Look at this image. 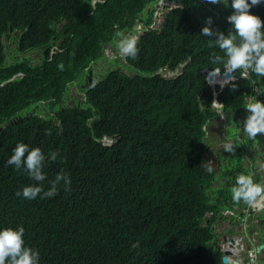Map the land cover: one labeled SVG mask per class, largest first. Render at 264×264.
<instances>
[{
  "label": "trees",
  "instance_id": "16d2710c",
  "mask_svg": "<svg viewBox=\"0 0 264 264\" xmlns=\"http://www.w3.org/2000/svg\"><path fill=\"white\" fill-rule=\"evenodd\" d=\"M101 1L0 0V83L23 73L0 89V226H23L40 264H223L210 227L228 219L221 214L226 206L217 209L231 192L225 184L213 195L204 126L218 114L215 93L224 110L238 115L254 89L264 90L255 74L244 78L237 70L221 89L204 72H225L214 60L223 56L215 38L200 30L211 17L213 29L227 33L231 0L228 6L176 0L180 7L167 11L159 28L151 27L159 0ZM249 11L264 20V4ZM140 21L137 55L124 56L126 62L108 57L105 45L117 33H137ZM6 48L21 54L42 48V60L7 63ZM180 68V75L166 76ZM95 69L103 76L87 98L107 115L92 125L91 108L58 105L71 83H83ZM146 89L154 90L151 101ZM51 96L57 101H42ZM114 134V146L103 145V136ZM17 142L57 151L61 158L44 170L48 179L67 172L70 186L51 198L17 196L36 183L6 163ZM241 161L235 157L234 165Z\"/></svg>",
  "mask_w": 264,
  "mask_h": 264
},
{
  "label": "clouds",
  "instance_id": "9594fccd",
  "mask_svg": "<svg viewBox=\"0 0 264 264\" xmlns=\"http://www.w3.org/2000/svg\"><path fill=\"white\" fill-rule=\"evenodd\" d=\"M98 2L102 1L93 0V5H96V3ZM208 2L213 5L228 6V0H208ZM259 4H264V0H231V8L233 9V11L225 17L226 21L230 24V29L227 31V33L220 30H214L212 27L211 17H208L206 19L204 26L200 30L201 36L214 37L215 39L211 40L213 41L214 45L223 53V56L216 55L214 57V60L223 62L225 72H221V74L224 75L223 78L227 81L231 82L235 80L233 73H236L237 70H239V76L244 78L249 77L251 74H255L261 78H264V20L249 11L253 6ZM178 7H180V5L176 3V0H159L158 3L153 7V9H156L154 12L153 25L156 23L160 12H167L171 10V8ZM164 14L161 17L160 26L164 22ZM153 25H151L152 28L160 27H154ZM135 28L138 30V32L135 34L127 31H124L120 34L117 33V37L115 39L114 44L105 45V53L107 50L111 49L114 53L111 58L121 56L123 58V61L125 62V57H135L138 53V39L141 35H143L144 26L140 21V23L136 24ZM10 32H13L12 27L10 28ZM135 36H137V38ZM118 49L120 51L117 54ZM5 51L7 54V60V52H16L15 50H8L7 48L5 49ZM41 51L42 48H39L37 50H31L24 54L16 52L15 54H21L23 56L22 58H17L16 61H23L25 57H29L32 59L31 65H35L33 64V62L38 63L42 60ZM54 51L55 49L52 51V54L54 53ZM38 55H40L41 58H39ZM178 71L179 69H177L176 72L173 73L167 71L165 72L166 76L169 77L173 74L180 75L181 70L179 73ZM40 72L42 71L40 70ZM124 72L134 75V72L132 73L127 70H124ZM204 72L207 73L208 79L209 70H206ZM93 75H95V70L89 71V74L84 79L83 83H80V79H78L67 87V91L59 100L62 102L58 105L60 107L58 108V111H60L64 107L69 109H73L75 107H83L84 109L91 108L92 115L91 117H89V121L92 125H95L97 122H100L105 118V116L107 115V110L103 109L102 112L101 110L98 111L93 107L92 102L89 101V99L87 98V91L93 89L98 84V82H100L103 76L102 73H98L99 81L95 83L94 80L97 77L95 75V77L93 78ZM22 76L23 73H18L12 78L8 79L7 82H12L17 77ZM7 82L0 83V89ZM209 83L214 88L216 87V85H220L221 89L224 88L221 83H217L216 85H213L211 82ZM76 84L78 85V88L80 90V95L78 96V98H84V101H70L73 99L70 89L73 87V85ZM232 87H235V85L233 84ZM153 92L154 90L146 89L147 101L152 100V98L154 97ZM253 93L254 94H250L245 99V101H248V103L246 105V110L242 109L241 118L244 120H242L241 122H238L233 118V116L237 117L239 114L234 115L230 109H227L230 110V125H227L226 121L223 118V113L227 110H224V106L222 111L218 109V105L221 103L218 101L217 93H215V101L213 102L218 114H216L214 118L210 119L204 126L206 135L203 139L208 145L206 149L207 152L204 156V167L213 175L211 183L212 188L218 189L216 192H214L212 189L214 197L218 195V192L221 191L224 185L226 184L227 188H230L231 192V196L225 197L226 200L232 198V200L235 202V205H237L236 202H243L253 210H264V181H262L260 173L256 170H251L248 164L246 168L243 167L242 163L243 161H245V156H230V153L234 151V145L229 138V129L231 128L238 129V131H242L244 135L247 134L249 138H254L255 140L260 141L262 147H264L263 138L260 136V134H264V102L261 101L264 99H257V95H259L260 93H264V90L257 92L254 89ZM42 101L57 100L53 96H51L49 99ZM216 101H218V103ZM45 110L46 112L49 110V113L51 114L54 110V106L48 105L47 107H45ZM217 116H220L221 118L217 119ZM18 120H21V118H18ZM217 122L226 127V132H223L219 128V133H216L217 129L214 128V124ZM221 135H225V141L222 144V149L225 154L229 155V157H223V155L221 154V161L224 163L226 162L227 164H224V170L222 171V173L218 174L212 167H210V164L217 163L214 160L215 150L212 148V146L214 144V138ZM118 139V134H114L112 136L105 135L102 138V142L105 146H114ZM257 147L260 148V145H258ZM235 157H242L241 165H234ZM58 158L61 157L59 156V153L55 150L45 152L42 150L41 146L31 147L25 142H17L16 146L12 149V153L8 157L6 163L8 165H12L14 169L26 173L27 176L30 177L36 183L23 186L21 190L17 191L16 195L21 196L27 200L36 199L38 196L41 198H51L58 193L61 187L67 188L68 186H70V175L63 170L57 172L52 179H48L47 177V173L44 170L47 163L56 161ZM231 164L233 165V168H230ZM241 170H246L247 173H243ZM255 172H258V174L255 175ZM221 176L226 177L225 181L222 180ZM46 180L48 185L47 188H45L43 183ZM225 198H222L224 202ZM224 202L220 205L217 210H221V208L224 206ZM229 209L230 208L221 210L222 217H226L229 219L228 216H230L231 214L224 215V213ZM214 215V212H209L207 216L212 218L214 217ZM226 220L227 219H217L210 227V231L212 234L211 243L214 245V248L216 250L217 247L220 249L222 247H230L232 245L240 244V241L236 240L235 242H231L228 245H219L218 237L220 233L224 232L226 229L218 230L212 229V227H219V223H226ZM206 223L207 222L205 220L203 225L205 226ZM228 225L229 224L226 223V226ZM240 225H247V222H243ZM24 233L25 229L23 226H17L15 228L0 226V264H40L39 251L36 248H33L25 243ZM211 234L209 236H211ZM257 264H264V262H259Z\"/></svg>",
  "mask_w": 264,
  "mask_h": 264
},
{
  "label": "flooded vegetation",
  "instance_id": "af4514ba",
  "mask_svg": "<svg viewBox=\"0 0 264 264\" xmlns=\"http://www.w3.org/2000/svg\"><path fill=\"white\" fill-rule=\"evenodd\" d=\"M233 118L238 122L244 120L241 118V114H239L237 117L233 116ZM229 130V138L234 145V151L230 153V156H245L249 168L251 170L258 171L261 175L262 181H264V147H262L261 142L255 140L254 138H249L247 134L244 135L243 132L238 131V129L231 128ZM260 136L263 138L264 143V134H260ZM258 145H260V148L257 147ZM214 153V160L216 162L218 160L220 161L221 153L216 151ZM230 166V168H233L232 164ZM258 172H255L254 174L257 175ZM233 203L235 202L232 200V198L228 200L225 198L224 206L230 208L227 211H229L231 215L228 216L229 219L226 220V223L229 225L224 228L226 230L224 231L225 234H223V237H231L232 239L240 241L239 245L236 244V248H238L236 251H238L240 247L243 249L244 246L247 245L249 239L254 244L253 251L258 254H254L248 250V253L253 255L252 257H231V261L227 264H235L237 262L236 260H238V264H257L258 262L263 263L264 257H261V254L264 256V210H253L243 202H236L237 205L235 206H232ZM231 206L233 208H231ZM243 222H247V225H240ZM212 229L219 230V227L213 226ZM261 246H263V248L258 252V249ZM217 250H219L218 247Z\"/></svg>",
  "mask_w": 264,
  "mask_h": 264
},
{
  "label": "rangeland",
  "instance_id": "374dc122",
  "mask_svg": "<svg viewBox=\"0 0 264 264\" xmlns=\"http://www.w3.org/2000/svg\"><path fill=\"white\" fill-rule=\"evenodd\" d=\"M165 12H166V11H162V12L159 13V15H158V19H157L156 23L153 25L154 27H159V26H160V24H161V17H162V15H163ZM128 37H129V35H128ZM135 37L137 38V36H135ZM11 44H12V41H8V42L6 43L7 46H12ZM7 53H8V60H7V63H12V62L16 61L17 58H22V57H23L21 54H15L13 51H11V52H7ZM36 55H37V54H36ZM106 55L109 56V57H112V56L114 55V53H113V51H112L111 49H109V50L106 51ZM38 57L41 58L40 55H38ZM109 63H110V64H113L114 61L111 59V60H109ZM33 64H37V62H33ZM105 69H106L105 67L102 68V70H105ZM180 70H181V69H179L178 73L180 72ZM109 71H112V70L109 69ZM109 71H108V72H109ZM106 73H107V72H106ZM106 73H105V74H106ZM95 75H96L97 78H95L94 82L97 83V82L99 81V78H98V69H95ZM95 75H93V78L95 77ZM70 92H71V94H72V96H73V99L70 100V101H84V100H85L84 98H81V99L78 98V96L80 95V90H79L77 84H76V85H73V87L70 89ZM77 104H78V103H77ZM77 104H76V105H77ZM228 127H229V126H228ZM214 128L217 129V130H216V133H219V132H218V129H219V128H220L223 132H224L225 129H226L225 126L219 124L218 122L214 124ZM224 141H225V135L217 136L216 138H214V144H213L212 148H213L216 152L221 153V154L223 155V157H229V155H228V154H225L224 151H223V149H222V144H223ZM214 156H215V153H214ZM242 156H243V155H242ZM243 157H244V156H243ZM244 160H245V161H243L242 164H243V167L246 168L248 162L246 161L247 159H246L245 157H244ZM245 163H246V164H245ZM224 164H227V163H226V162L224 163V162H222L221 160H220V161L218 160L217 163H215V164H210V167H212V168L215 170V172H217L218 174H220V173H222V171L224 170V168H223ZM248 170H249V168H248ZM241 171H242V170H241ZM242 172H243V173H244V172L247 173L246 170H245V171H242ZM221 178H222V180H224V181H225V179H226L225 176H221ZM217 190H218V189H213L214 192H216ZM226 209H227V208H226ZM228 214H231V213H230L229 211H226V212L224 213V215H228ZM225 226H226V223H223V224H222V223H219V229L222 230V229L225 228ZM223 234H225V233H224V232L220 233V235H219V237H218L219 245H228L229 243H231V242H235V241H236L235 239H232L231 237H229V238L223 237ZM249 246H250V243L244 247V250H246ZM240 257H244V253H243V252H241L240 254H238V255L236 256V258H240ZM261 257H264L263 254H261Z\"/></svg>",
  "mask_w": 264,
  "mask_h": 264
},
{
  "label": "bare ground",
  "instance_id": "6f19581e",
  "mask_svg": "<svg viewBox=\"0 0 264 264\" xmlns=\"http://www.w3.org/2000/svg\"><path fill=\"white\" fill-rule=\"evenodd\" d=\"M250 243V246L246 249V250H244V248L242 249L241 247H240V249L238 250V251H236L238 248H236V245H232V246H230V247H222V248H220L219 250H218V252L219 253H221L222 254V262H223V264H227L228 262H230L231 261V257H235V256H237L238 254H240L241 252H243L244 253V257H248V256H250V257H252L253 255H251V254H249L248 253V250H250L252 253H254V254H258V253H255L254 251H253V248H254V244H253V242L251 241V240H249L248 239V242H247V245ZM246 246V245H245ZM244 246V247H245ZM262 249V248H261ZM261 249H258L259 251L261 250ZM258 251V252H259ZM224 258L227 260V262L225 263L224 262ZM237 262H238V260H236ZM235 263V264H238V263ZM259 263V262H258Z\"/></svg>",
  "mask_w": 264,
  "mask_h": 264
},
{
  "label": "water",
  "instance_id": "95a60500",
  "mask_svg": "<svg viewBox=\"0 0 264 264\" xmlns=\"http://www.w3.org/2000/svg\"><path fill=\"white\" fill-rule=\"evenodd\" d=\"M224 75L221 74L220 70H216V71H209L208 72V81L211 82L213 85H216L217 83H221L222 86L225 87L226 83L228 84L230 81H227L223 78ZM218 103V101H216ZM218 109L220 111L223 110V105L219 104L218 105ZM229 114H230V110H227L223 113V118L226 121L227 125L231 124V121L229 120ZM217 119H220V116L216 117ZM263 248V246L259 247V249ZM259 251V250H258ZM224 262L226 263L227 260L224 258Z\"/></svg>",
  "mask_w": 264,
  "mask_h": 264
}]
</instances>
